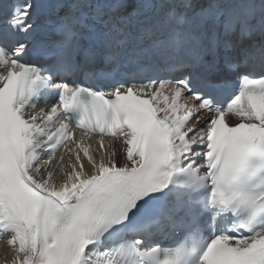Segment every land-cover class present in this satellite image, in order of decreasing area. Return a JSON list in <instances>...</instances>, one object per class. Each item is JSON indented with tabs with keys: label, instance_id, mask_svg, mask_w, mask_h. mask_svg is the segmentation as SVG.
Wrapping results in <instances>:
<instances>
[{
	"label": "snow or ice",
	"instance_id": "1",
	"mask_svg": "<svg viewBox=\"0 0 264 264\" xmlns=\"http://www.w3.org/2000/svg\"><path fill=\"white\" fill-rule=\"evenodd\" d=\"M257 33L264 0H0L5 264H264Z\"/></svg>",
	"mask_w": 264,
	"mask_h": 264
},
{
	"label": "bare ground",
	"instance_id": "2",
	"mask_svg": "<svg viewBox=\"0 0 264 264\" xmlns=\"http://www.w3.org/2000/svg\"><path fill=\"white\" fill-rule=\"evenodd\" d=\"M255 42H251L252 45L260 44L261 41L264 39V36L257 34L254 36ZM62 150V149H61ZM59 153H57L58 155ZM7 239V238H6ZM6 239H0V264H5V257L7 256L8 259L11 258V251L6 245Z\"/></svg>",
	"mask_w": 264,
	"mask_h": 264
},
{
	"label": "rangeland",
	"instance_id": "3",
	"mask_svg": "<svg viewBox=\"0 0 264 264\" xmlns=\"http://www.w3.org/2000/svg\"><path fill=\"white\" fill-rule=\"evenodd\" d=\"M5 239H6V237H5Z\"/></svg>",
	"mask_w": 264,
	"mask_h": 264
}]
</instances>
